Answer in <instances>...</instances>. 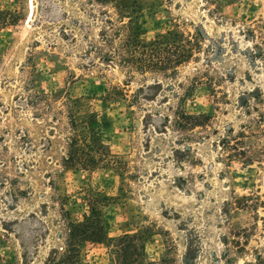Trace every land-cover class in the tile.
I'll return each mask as SVG.
<instances>
[{"label":"rangeland","instance_id":"rangeland-1","mask_svg":"<svg viewBox=\"0 0 264 264\" xmlns=\"http://www.w3.org/2000/svg\"><path fill=\"white\" fill-rule=\"evenodd\" d=\"M142 1L144 39L179 24L199 41L175 72L106 55L110 7L0 0L20 13L0 26V264H49L92 202L108 237L144 235L149 261L253 263L264 248V0ZM70 112L93 114L108 165L62 166ZM80 248L77 264H115L103 243Z\"/></svg>","mask_w":264,"mask_h":264},{"label":"trees","instance_id":"trees-1","mask_svg":"<svg viewBox=\"0 0 264 264\" xmlns=\"http://www.w3.org/2000/svg\"><path fill=\"white\" fill-rule=\"evenodd\" d=\"M110 7L103 12L105 27L101 38L108 47L102 51L116 57L120 64L130 70L144 72H175L177 67L193 58L200 48L198 39L184 33L179 24L151 39H144L139 27L142 0H89ZM17 9H0V26L13 24L19 19ZM189 116V115H188ZM190 117V116H189ZM71 134L68 136L66 153L61 164L65 168L80 167L95 169L100 164L108 165L109 148L97 131L93 114L87 120L78 119L69 113ZM89 214L83 220L68 217L64 246L55 249L49 264H77L80 244L103 243L109 247L115 264H173L168 256L159 261H149L144 250L145 237L141 233H123L108 237L103 219L96 203H89ZM173 261V260H172ZM243 264H264V248L255 252V261Z\"/></svg>","mask_w":264,"mask_h":264}]
</instances>
